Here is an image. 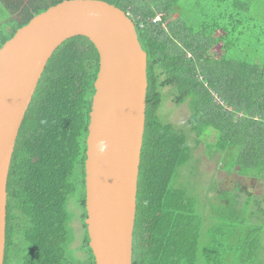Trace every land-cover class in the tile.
<instances>
[{
    "label": "trees",
    "instance_id": "16d2710c",
    "mask_svg": "<svg viewBox=\"0 0 264 264\" xmlns=\"http://www.w3.org/2000/svg\"><path fill=\"white\" fill-rule=\"evenodd\" d=\"M62 1L49 0L33 13L27 8L32 0H0L15 14L6 22L7 33L0 34V48L34 15ZM103 1L133 21L147 55L132 264H254L244 261L248 246L231 245L226 255L237 261H220L213 246L202 243L218 231L229 235L231 244L256 241L255 231L264 227V198L233 187L217 191L219 202L212 203L209 192L216 191V183L205 184L200 157L194 153L202 143L208 159L218 156L228 174L264 180V63L257 57L240 62L227 58L228 53L217 57L212 50L215 39L174 19L178 9L171 0ZM253 1L235 0L248 12ZM98 69V53L87 38L62 43L47 62L20 127L8 174L9 199H21L16 210L25 211L29 225L39 229L32 246L43 251V259L31 264H83L68 255L66 199L74 192L76 170L84 172V141ZM166 92L175 106L187 105L185 122L160 118ZM213 210L221 224L215 227L208 216ZM88 242L87 237L85 264H95Z\"/></svg>",
    "mask_w": 264,
    "mask_h": 264
},
{
    "label": "water",
    "instance_id": "95a60500",
    "mask_svg": "<svg viewBox=\"0 0 264 264\" xmlns=\"http://www.w3.org/2000/svg\"><path fill=\"white\" fill-rule=\"evenodd\" d=\"M77 36L87 38L99 56L84 163L88 246L95 264H132L147 55L133 21L103 0H64L35 15L0 48V264L20 127L52 54Z\"/></svg>",
    "mask_w": 264,
    "mask_h": 264
},
{
    "label": "rangeland",
    "instance_id": "374dc122",
    "mask_svg": "<svg viewBox=\"0 0 264 264\" xmlns=\"http://www.w3.org/2000/svg\"><path fill=\"white\" fill-rule=\"evenodd\" d=\"M171 1L175 2L178 9V12L173 16L174 19L183 21L185 27L191 28L192 32L203 31L202 33L206 37H212L215 39L216 44L212 50L217 57H223L228 53L226 56L227 58L240 62H250L252 58L257 57L264 63V21L256 19L262 18L264 20L263 0H254V5L250 9V12L247 11L245 5L241 4L244 0H240V5L236 4L235 0ZM48 2L49 0H32V4L27 8L30 12L36 13V7L39 6L43 8ZM258 5L261 9H258ZM11 11H13L12 8L10 9L6 7L5 3L0 2V34L7 33L9 27L6 25V22L9 18L15 16ZM158 18H160V16ZM228 41H233L231 46L228 44ZM227 45L230 46L228 52L225 51ZM164 91H167V89ZM213 95L215 96V94ZM159 115L162 120H165L167 115V121L181 124L187 119L188 108L186 104H182L180 107L175 106L172 103L170 92H166L162 99ZM206 135L210 136L211 134L208 135V133H206ZM211 140L212 137L209 138V141ZM194 154L200 157L201 161L198 168L201 170L200 173L205 175V184H209L212 181L216 183V191L209 192V196H212V203L215 204L216 202H219V197L215 195L217 191L231 190L233 187H245L247 191L253 192L255 195L264 198V180H253L250 177H242L236 173L228 174L221 169L222 164L217 158L218 156L215 155L213 159H208L202 143ZM197 189L200 190L199 183ZM77 200V193H71L66 199V209L70 214V222L77 220L78 210H80L76 205ZM206 201L203 202L205 203V206L209 207V203ZM262 204L264 207V202ZM216 215V211L214 210L210 211V214L208 215L210 216L209 224H213L214 227L215 224H220ZM262 226H264V223ZM255 233L258 235L256 241L231 244L229 241V235L222 236L218 231L217 234L206 235L202 244L206 248L213 246L215 257H222L220 261H237L235 259L232 260L231 255H226L231 245L233 248L237 246L240 248L248 246L250 249L249 257L245 259V256H243V259H245L244 261H254V264H264V227H262V230H256ZM76 240V236L70 234L68 246H73L76 243ZM69 252L70 251H68V255L70 257L75 256L73 250H71V254ZM17 258L18 257L12 252L9 256L10 264H17L19 261Z\"/></svg>",
    "mask_w": 264,
    "mask_h": 264
},
{
    "label": "flooded vegetation",
    "instance_id": "af4514ba",
    "mask_svg": "<svg viewBox=\"0 0 264 264\" xmlns=\"http://www.w3.org/2000/svg\"><path fill=\"white\" fill-rule=\"evenodd\" d=\"M86 138L87 135L84 141L85 160H86ZM85 160L83 161V167ZM73 179L75 181V188L73 194L77 193L78 200L76 202V205L80 210H78L77 220H75L74 222H70L68 225L69 234L71 235L73 234L77 238L76 243L73 246L72 245L68 246V251H70L71 254V250H73L75 253V257H77L80 261H83V264H85V256H86L85 247H86V238L88 237L87 226L85 224L87 212H86L85 202L82 203L83 197L85 199V171L82 172L81 168L76 170ZM6 191H7L6 226H5V248H4V256H3V264H10L9 256L11 255L12 252L18 257L17 259H19L17 264H31V260L42 261L43 251L38 252V249L35 250L32 246V243L35 244V238L33 233L37 232L39 229H36V227L31 226V224L29 225L30 222L27 219L26 216L27 214L25 213V211H22V209L16 210L18 204L22 203L21 199L19 201H15L14 199L13 200L9 199L8 180H7ZM68 215L70 214L68 213ZM47 255H48L47 257H49V253ZM47 261H53V260L47 259Z\"/></svg>",
    "mask_w": 264,
    "mask_h": 264
},
{
    "label": "built area",
    "instance_id": "2783aa9c",
    "mask_svg": "<svg viewBox=\"0 0 264 264\" xmlns=\"http://www.w3.org/2000/svg\"><path fill=\"white\" fill-rule=\"evenodd\" d=\"M159 20V18L157 17L155 20H153V23H156Z\"/></svg>",
    "mask_w": 264,
    "mask_h": 264
}]
</instances>
